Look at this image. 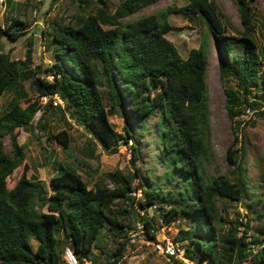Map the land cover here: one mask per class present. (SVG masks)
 I'll return each instance as SVG.
<instances>
[{
	"label": "trees",
	"instance_id": "16d2710c",
	"mask_svg": "<svg viewBox=\"0 0 264 264\" xmlns=\"http://www.w3.org/2000/svg\"><path fill=\"white\" fill-rule=\"evenodd\" d=\"M59 1L52 0V5ZM78 1L81 7L96 2ZM99 1L96 12L80 25L61 17L51 24V30L42 31L53 51L52 64L34 65L33 38L28 37L23 59L0 51V96L7 91L15 93L0 114V264H69L63 256L64 239L84 263L106 226L111 235L121 239L108 262L118 264L127 247L128 233L135 229L131 223L134 217L138 215L147 235L155 238L156 221L162 218V223L173 222L180 213H189L193 220L191 227L180 229L174 237L179 248L187 241L184 258L194 261L200 255L208 258L209 264H243L249 260L264 264V209L256 214L263 223L253 228L246 214L228 220L226 211L221 213L217 204L218 199L242 201L249 196L243 163L246 149L243 143L240 149L234 145L239 142L238 117L248 110L257 111L264 97V56L254 35L255 0H234L243 26L236 33H229L231 21L216 0H186L184 5L171 4L128 21L127 17L159 0H121L114 12L109 10L107 0ZM4 5L5 10L13 9L16 0H4ZM172 13L186 18L200 15L206 22L218 55L226 108L233 121L235 139L227 150V159L238 171L237 181L222 174L205 175L203 158L209 152L211 135L210 60L206 44L192 48L184 57L166 36L172 30ZM9 21L8 25L0 23V48L3 37L17 40L29 29L28 22L18 16ZM51 74L53 79L49 78ZM30 79L39 96H50L45 107L38 99L28 97L22 83ZM104 80L109 88V106L101 88ZM55 96L64 105L57 103L55 107ZM53 107L88 133L94 146L92 154L97 147L107 153L118 152L123 141L132 140L130 116L146 122L159 115L158 134L167 172H172L170 179L177 177L178 182H185L184 190L173 194L161 185L148 187L143 180L136 185L139 168L134 173L120 169L107 172L102 181L90 187L75 168L55 160L57 172L52 183L57 190L47 193L38 177L28 175L26 145L18 142L17 129L33 125L43 108L35 128L68 148L72 141L68 130L55 134L45 119ZM115 110L127 117L125 135L110 120ZM8 135L11 151L4 140ZM132 146L138 159L137 148ZM52 154L45 153L44 158L50 161ZM21 165V176L9 187L8 177ZM139 188L141 196L136 194ZM255 190H260L258 197L264 199V178ZM45 206L49 211L42 210ZM148 207L154 208L152 217ZM216 220L229 222L226 233L219 234ZM170 257L173 264H190Z\"/></svg>",
	"mask_w": 264,
	"mask_h": 264
},
{
	"label": "rangeland",
	"instance_id": "374dc122",
	"mask_svg": "<svg viewBox=\"0 0 264 264\" xmlns=\"http://www.w3.org/2000/svg\"><path fill=\"white\" fill-rule=\"evenodd\" d=\"M107 2L109 10L114 12L121 0H107ZM216 2L231 21V25L228 27L229 33H236L237 29L242 30L243 26L237 3L234 0H216ZM99 3L100 1L96 0L92 6L81 7L78 0H60L53 5L52 0H16L15 7L13 9L9 7L8 10H5L3 3V5H0V23L8 25L9 19L13 16H18L28 22L29 29L25 35L17 40H12L6 36L3 37L0 51L9 53L13 59H23L26 56L29 37L34 40V65L42 64L45 66L52 64L55 60L53 51L47 46L46 39L42 36V31L51 30V24L61 17L66 22H72L78 26L89 14L96 12ZM185 3L186 0H159L127 17L126 20L137 19L142 15L158 12L171 4L181 6ZM253 5L257 23V30L254 35L264 56V0H255ZM169 20L172 24V30L166 36L176 44L184 57L188 56L192 48H199L202 44H206L208 51L210 65L207 81L211 107V135L209 152L203 158L205 175L210 177L222 174L227 175L233 181H237L238 171L231 166L227 159V150L235 139L233 121L226 108V96L220 79L218 55L210 38L206 22L200 15L194 18H186L174 13L170 14ZM22 84L28 92L29 98H32V100L38 99L43 107L48 104L50 96H39L31 79L23 81ZM101 88L109 106V88L106 80H104ZM14 95L13 91H7L0 96V114L4 112L8 102ZM53 103L55 107L57 103L64 105V102L58 96L53 98ZM22 104L26 105L27 102L22 101ZM55 107H53L52 113L49 112L45 115V119L48 121L51 131L55 134L61 130H68L72 136V141L68 148H65L56 138L48 139L46 133L40 132L35 128V122L40 117L43 108L36 115L33 125L17 129L19 131L18 142L26 145V162L30 166L28 175L38 177L44 183L47 193L57 190V187L52 183V177L57 172L55 160L75 168L87 180L90 187L97 180L102 181L104 179L103 176L107 172H114L120 169L125 173H134L135 168H139L140 176L134 181L136 185L139 184V180H143L148 187L161 185L164 191L173 190V194H178L181 189L184 190L185 182H178L177 177L170 179L172 178V172H167L169 167L165 163L166 156L161 152L162 144L158 134L159 115L152 116L146 122H138L130 116L133 139L128 143L123 141L119 146L118 152L107 153L101 147H97L95 153L92 154L91 149L94 146L90 143L88 133L72 118L67 121V117L65 118ZM262 110H264V97L262 105L257 111L248 110L245 114L238 117L240 122L237 124L239 142L235 143L234 146L240 149L241 143H243L246 149L243 163L247 185H249L247 187L249 196L242 201L217 200L219 211L221 213L226 211L225 216L228 220H234L239 214L243 216L246 214L251 220L253 228L263 223V220L257 218L256 214L264 209V199L260 200L258 197L260 190H255L260 185V180L264 178V114L261 113ZM115 111L111 114L110 120L114 123L118 132L125 135L124 126L127 123V117L122 111ZM4 140L6 149L11 151L10 136H6ZM132 143L137 148L138 159L134 158ZM45 153H48V155L53 153L50 161L44 158ZM237 158L239 162L242 161L240 155ZM94 168L96 171H92ZM23 170L24 165H21L8 177L9 187L14 186ZM107 182L110 183L109 180ZM139 192H142L140 188L137 191V195H142ZM42 210L49 211L47 206L43 207ZM153 214L154 208L148 207V215L152 217ZM138 220V215L131 220V223L135 224V229L128 233L127 247L123 258L118 264H173L168 253L162 252L158 245L166 247L171 242L175 243L174 237L178 231L182 228L191 227L193 220L189 213H180L177 216V220L173 222L162 223V218L159 219V223L156 221L155 238L147 235L142 223ZM229 226V222L215 221V227L219 234L226 233ZM120 240L109 233L107 226L104 227L98 241L99 244L89 253L84 263L80 262V264H108L110 254L119 245ZM65 241L64 239V250L68 246L72 248V245ZM32 242L34 246L37 245L35 240ZM186 244L187 241L181 243L179 251L177 250L179 256L183 257ZM102 248L104 251L101 250ZM185 262L190 264H209V259H202L200 255H197L194 261L187 260ZM243 264L253 263L249 260Z\"/></svg>",
	"mask_w": 264,
	"mask_h": 264
},
{
	"label": "built area",
	"instance_id": "2783aa9c",
	"mask_svg": "<svg viewBox=\"0 0 264 264\" xmlns=\"http://www.w3.org/2000/svg\"><path fill=\"white\" fill-rule=\"evenodd\" d=\"M4 3V0H0V5H3ZM49 78L53 79L54 78V75H50ZM142 192H139V194H141ZM137 194V193H136ZM138 196H141V195H138ZM159 249L162 251V252H167L169 256H175V257H179L180 259L184 260V261H187V259H185L184 257L182 256H179V246L178 244H175V243H170L168 244L166 247L162 246V245H158ZM178 250V251H177ZM64 258L66 259V261L69 263V264H80V261L76 255V253L74 252L73 248L71 247H67L65 250H64Z\"/></svg>",
	"mask_w": 264,
	"mask_h": 264
},
{
	"label": "clouds",
	"instance_id": "9594fccd",
	"mask_svg": "<svg viewBox=\"0 0 264 264\" xmlns=\"http://www.w3.org/2000/svg\"><path fill=\"white\" fill-rule=\"evenodd\" d=\"M184 257V256H183ZM186 259V258H185ZM188 260V259H187Z\"/></svg>",
	"mask_w": 264,
	"mask_h": 264
}]
</instances>
